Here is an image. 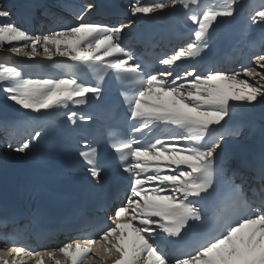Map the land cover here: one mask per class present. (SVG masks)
<instances>
[{
    "label": "snow or ice",
    "instance_id": "6c2138e0",
    "mask_svg": "<svg viewBox=\"0 0 264 264\" xmlns=\"http://www.w3.org/2000/svg\"><path fill=\"white\" fill-rule=\"evenodd\" d=\"M241 2L132 0L127 23L109 24L86 19L106 11L97 0L70 5L58 0L56 7L70 8L74 20L65 23L64 16L45 6L42 15L54 27L43 34L30 33L14 19L18 14L34 21L36 5H21L14 13L0 3V48L6 45L29 59L42 51L48 60L59 55L75 62L66 65L74 70L61 78L25 75L22 68L0 62L6 100L35 113L63 107L71 126L58 127L53 120L12 124L26 136L14 151L26 154L48 131L74 136V150L96 186L109 157L118 161L120 181H127L123 197L118 191L93 192L62 226L78 230L87 223L90 231L81 235L91 238L52 249L37 251L23 243L29 233L17 213L0 209L6 229L0 231V264H264V124L236 119L237 109L264 102V35L249 49L254 66L177 71L180 63L210 49L214 24L218 18H235ZM177 7L194 26L190 43L162 58L137 56L124 43L136 19ZM249 21L264 24V0L251 10ZM157 64L164 70L156 71ZM110 78L116 99L103 109L110 123L97 126L96 116L71 106L104 101L112 95L105 87ZM159 129L170 131L162 139ZM257 132L258 152L247 145ZM76 171L62 174L70 178ZM35 187L47 193L48 177L37 175ZM28 222L40 238L55 231L39 209Z\"/></svg>",
    "mask_w": 264,
    "mask_h": 264
},
{
    "label": "bare ground",
    "instance_id": "6f19581e",
    "mask_svg": "<svg viewBox=\"0 0 264 264\" xmlns=\"http://www.w3.org/2000/svg\"><path fill=\"white\" fill-rule=\"evenodd\" d=\"M213 2H219V0H212ZM0 3H3L5 5H7L8 7L12 8L13 12H16L15 9V0H0ZM175 9H167L165 10L162 14H161V18L164 20H169L171 18L172 12H174ZM252 10V8H251ZM250 10V11H251ZM249 15V13H248ZM245 17L243 16L241 18V21L233 24L231 26V28L233 29L232 34L227 37V38H222L221 36L224 34V32L222 34H220L219 36L217 34H212V41H211V47L209 50H207V52H205L203 54V56H210L212 55L207 61H213L216 57H220V59L225 58L226 56L223 54L222 51L219 50V47L221 45H225L227 44L229 41H241V39L243 37H245L249 32H251L255 37L249 39V42H251V46L254 45L255 43L258 42L259 38L261 35H264V31H259L251 30V25H250V21L248 18V25H245V23L240 24L242 22V20ZM14 19L16 21L17 24L23 26L22 22L20 21V17L18 14L14 15ZM147 18H140V20H146ZM228 19V18H226ZM234 19H239V15L238 13L236 14L235 18H231V20L233 21ZM223 22H225L224 20H222ZM222 21H217L215 25H219L221 23H223ZM256 26V25H254ZM40 55H45L42 51L39 52V54L34 58V59H29L27 57H23V56H18L12 52H10L8 50V46H3L2 48H0V62H4V63H9L12 65H16L20 68L23 69V71L28 70V69H38V68H42L45 65L49 64V62L51 60H48L45 56L40 57ZM59 55H56L53 57V59L57 58ZM45 58V59H44ZM42 60V61H40ZM12 101H5V102H0V108H10ZM17 107V106H16ZM238 112V116L236 117V119H246L251 121L252 123L256 124L257 126L264 124V102L261 103H257L255 104L254 107H242L237 109ZM1 131L3 130V128H0ZM6 131H4L5 133ZM247 145L254 151H259L260 149V140H259V132H257L256 136L254 138H252L251 140L247 141ZM17 153L16 151H14V149H10V148H6V149H0V153L6 155V156H10L12 153ZM17 154H22V153H17Z\"/></svg>",
    "mask_w": 264,
    "mask_h": 264
}]
</instances>
